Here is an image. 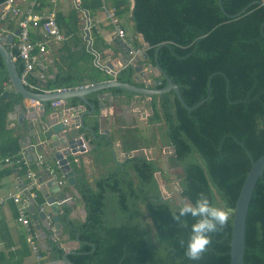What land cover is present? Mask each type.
Instances as JSON below:
<instances>
[{
  "label": "trees",
  "instance_id": "obj_1",
  "mask_svg": "<svg viewBox=\"0 0 264 264\" xmlns=\"http://www.w3.org/2000/svg\"><path fill=\"white\" fill-rule=\"evenodd\" d=\"M4 1L0 0V4ZM251 2L240 15L228 17L218 0H80V8L92 19L100 12L104 14L103 5L113 7L126 32L132 36L141 34L148 43L144 61L158 64L178 85L188 105L203 101L187 109L174 90L151 95L148 124L153 130L148 129L144 135L136 127L118 130L125 153L118 161L113 160L109 140L97 134V123L91 128L93 136L88 128L76 130L93 145L94 164L101 170L91 182L83 165L68 157L86 217L83 221L71 218L72 208H61L63 234L78 241V246L66 253L59 242L50 239L48 255L43 252L46 259L61 260L66 254L74 264H229L235 203L252 162L264 154V0H222L223 9L229 14ZM79 13L74 8V28L63 30L65 24L61 14H57L60 30L74 37L73 42L63 40L58 49L69 55L61 58L66 67L55 64L56 71L49 68L44 80L33 70L28 80L46 89L74 88L113 77L142 85L134 81L132 64L114 75L106 74L102 65L95 64V54L87 49L81 35ZM0 26L9 31L17 28L16 21L10 18L0 21ZM90 34L92 49L100 54L107 45L95 27ZM133 43L141 46L136 37ZM7 48L21 74L22 60L14 48ZM80 63L85 67H78ZM9 83L0 56V133H8V140L0 139L4 157L16 154L20 148L19 137L11 135L10 129L5 130L9 112L23 100L13 90L3 97ZM165 84L166 79L162 78L154 87ZM108 90L114 95H126L129 100L136 94L119 87ZM92 103L97 106L95 98ZM71 104L74 107L81 101L73 98ZM157 145L173 149L165 160L169 169L180 171L177 186L182 197L194 204L198 195L204 193L214 206L230 213L227 226L211 234L212 243L200 260H190L185 255L194 218L182 217L187 226L178 225L172 214H178L183 205L175 204L160 190L156 173H161L162 168L158 158L147 151ZM11 168L15 169L12 165ZM35 200L40 201L39 192ZM181 238L184 247L180 246ZM243 264H264V172L249 203Z\"/></svg>",
  "mask_w": 264,
  "mask_h": 264
},
{
  "label": "crops",
  "instance_id": "obj_2",
  "mask_svg": "<svg viewBox=\"0 0 264 264\" xmlns=\"http://www.w3.org/2000/svg\"><path fill=\"white\" fill-rule=\"evenodd\" d=\"M27 1L28 0H18V3H20L22 6H25L27 4ZM74 8H76L74 6V0L58 1L56 5L57 14L58 13L61 14V18L63 20V23L65 24V27L63 26L61 28L62 30L74 25V18L73 16H71V12H73ZM92 20L95 22L94 26L97 30V33L101 36L103 43L107 45V48H103L101 53L97 54L98 63L102 66L109 65L111 68H113L114 73H108L105 69L104 71L108 75L109 74L114 75L117 71H119L121 68L125 66L127 53L124 51V48L121 46V42L119 41L120 38L115 35L113 28H110L111 26L108 24L107 20L105 19L103 12H100L98 16H94ZM80 23L82 27L81 35H84L85 33L83 31V23L82 22ZM77 24H78L77 27H80L79 23ZM70 28H74V26ZM134 37L138 39L141 45H144L141 34H136L132 36L130 31L127 32V36H126L127 41L133 43ZM65 39H66L65 41L72 40L73 42L74 37L71 34H68L66 35ZM121 41L124 43L123 40ZM62 44H63L62 41L58 43L49 44L50 51L46 55L50 65V67L48 65V69L50 68V70L54 72L57 69L55 64H60L62 65L63 68L66 67L62 64L63 62L61 58L64 57L63 54L64 55H68V54L64 52L63 49L62 51L61 49L58 51V49L60 48V46H62ZM74 44H77V41H75ZM59 52H61L62 54L61 57ZM67 59L69 60V58ZM144 60L142 59L140 62H138V64H143L144 68H147L149 63H146ZM78 67H85V65L84 63H80ZM112 79H114V77ZM150 81L152 82L155 81V79H153V76H149L148 82ZM9 84L6 85V90L8 89ZM108 89L97 91V93L94 94L89 93L87 95V99L90 101L93 107L94 105L92 103V100H94V98L96 99L97 106L94 107V112L92 114H84L83 120H84V125L88 128L86 130L90 134V136L95 135L94 131H91L92 130L91 128L96 123L98 124L97 134H100L103 138L109 140L110 149L111 147L113 148V151L111 150L112 157L114 154V156L116 157L115 161H118V160H122L125 156V153L121 149V140L119 137V132H117L118 130L122 132L123 130L129 127H136L140 130L141 135H144L145 132H148V129L151 132L153 130V126L148 124V116L150 114L148 103L150 101V96L135 94L129 100L126 95L123 94L114 95ZM99 93L105 94V98L101 100L103 104V108L100 107L99 104L100 101V99L98 98ZM73 98L75 97H70L65 101H56L55 105L53 104L54 102H51V104L48 103L47 107L49 108V105L50 107L51 105L55 107L58 112L57 114L58 118L59 120H61L63 116L68 117L70 115L68 110L69 108L73 107L71 104ZM89 109L90 108L87 106L86 110L88 111ZM97 110H98V116L96 117L95 111ZM11 112H9V114ZM9 114L7 116V125L5 130L10 129L11 135L13 136L15 135L19 137L20 148L18 152H20L21 150L26 151V156L30 161V167L35 172L38 178V185L34 187L33 192L35 193V195L37 194V192L40 193V201L35 200L36 199L35 196V198L32 201V204L35 202H39V203L45 202L46 190L43 187V183L49 180V171L47 172L45 165L46 164L52 165V162H56L57 160L54 157L49 156V151L47 149L43 151L41 149L39 150L35 142H33L34 144L33 153H35V155L33 156L32 152L28 151L27 149L31 144L29 142V136L27 135L26 132L23 131V128L20 125H18L17 119L10 118ZM72 129L73 131L77 132L76 130L78 128L77 129L72 128ZM103 130H107V134H104ZM77 135L80 134L77 133ZM0 139L8 140L7 131L6 132L2 131L0 133ZM86 140L90 144L89 151L80 152L77 155L70 154L67 155V157L72 156L76 162H80L85 168L89 181L92 182L99 176L101 169L94 164V162H96L95 156L91 154V151L93 150V145L90 143L89 139ZM2 144H3L2 141H0V148L2 147ZM39 156H41V160L39 159ZM4 158L5 157L2 155L0 150V199L4 200L0 204V264H38V261L35 255L33 254L30 245L27 241L28 236H27L26 228L21 224V222L17 220V211L15 208V204L10 198L11 195L17 194L18 192L23 190V188L29 184V180L26 178L25 173H20V171L17 169L16 170L12 169L11 165L4 161ZM40 179L44 180L43 183H40ZM60 187L62 188L61 193H57L55 194V196L72 197L74 201L67 204L68 207H71L72 211H74L72 214H70V217L78 218L83 221L84 206L82 205L80 200L74 195L71 186L68 185L66 182V184ZM30 226L32 230L38 232L39 234L38 245L44 257V261L48 264L50 260L46 259L47 256L43 252H46V254L48 255L49 240L50 239L53 240L51 238V235L55 231V228L54 231L52 229L46 230L45 227L42 226L41 229L38 230L35 227V223L32 221L31 213H30ZM41 232H45L46 236L42 237ZM56 241L59 242V246L65 252H69L78 246V241L69 240L68 236L63 234V232L60 234V236L56 237Z\"/></svg>",
  "mask_w": 264,
  "mask_h": 264
},
{
  "label": "water",
  "instance_id": "obj_3",
  "mask_svg": "<svg viewBox=\"0 0 264 264\" xmlns=\"http://www.w3.org/2000/svg\"><path fill=\"white\" fill-rule=\"evenodd\" d=\"M253 2L239 10L234 14L227 13L222 6V0H218V4L221 7L224 14L228 17H235L243 13ZM18 29L14 32L9 33L4 39H0V56L2 57L4 64L7 69L10 84L8 89L4 91L3 97H6L9 91L13 90L15 93H20L23 100L14 106V110L9 114L10 118L17 119L18 125L23 128V131L29 136L30 146L27 148L28 151L33 153L34 144L36 143L37 148L40 150L47 149L49 151V156L54 157L60 166V171L64 173L67 184L73 189L74 195L80 200L77 189L75 185L74 172L71 169L67 155L73 154L77 155L81 151H84V147L81 146L84 142L86 144L87 150H90V144L87 142L84 135H77L73 129L65 130V127L61 120L58 118V112L55 107L51 105L48 109L47 104L56 101H65L70 97L78 98L81 104L69 108L68 112L75 113L74 120L79 125V127L87 128L84 125V114H92L94 112V107L87 99L89 93L102 91L112 87H119L125 90L132 91L139 95L151 96L154 94H161L163 92L174 90L179 101L187 108L192 109L198 105V103L190 106L182 98L180 90L177 84H175L164 72V70L157 64H149L147 68H144L143 64H138L142 59H147V54L144 53L142 59L140 57L136 58L137 64H134V81L141 83L142 85H135L128 82H120L116 79L106 80L102 82H97L92 80L87 83V86L82 85V87L69 88L67 90L46 92H37L28 89L21 82L20 74L17 71L14 59L10 51L7 48V44H10L14 37L18 34ZM84 39L87 41L88 50L95 54L94 62L98 64V55L92 49V39L90 37V32L88 29L84 30ZM142 37V35H141ZM143 39V37H142ZM121 46L124 51L127 52L125 44L119 39ZM145 47L148 43L144 42ZM127 63V59L125 64ZM109 66V65H107ZM103 67V66H102ZM106 68V66L104 67ZM149 76H153L154 82H148ZM162 78L166 79V84L162 88H156L154 85H159ZM98 98L100 99V107L103 108L102 99L105 98V94L99 93ZM35 103V104H33ZM90 109L87 111L86 107ZM12 115V116H11ZM104 134H107V130H103ZM32 138V139H31ZM113 151V148L111 147ZM173 150V149H172ZM113 159L116 157L113 154ZM48 172V171H47ZM264 172V154L258 159L252 162L249 171L243 181L241 190L237 197L232 229L230 236V261L229 264H243L244 260V249H245V230H246V219L248 214V208L250 199L257 180L262 176ZM44 180L40 179V183ZM43 187L46 190L45 202L39 203L35 202L29 206V212L31 213L32 221L35 223V227L40 230L42 226L46 230H51V225L49 223V217L53 223L55 231L52 233L51 238L56 241V237L60 236L63 232L62 223L60 221V211L64 205L73 202V198L70 196L58 197L55 196L57 193H61L62 188L57 184V180L52 178L49 173V180L43 183ZM66 199V200H65ZM84 220L86 217V210L84 208ZM74 211H71L72 214ZM41 236L45 237L46 233L41 232ZM68 253V252H66ZM48 264H74L70 259L67 258L66 254L61 260H50Z\"/></svg>",
  "mask_w": 264,
  "mask_h": 264
},
{
  "label": "built area",
  "instance_id": "obj_4",
  "mask_svg": "<svg viewBox=\"0 0 264 264\" xmlns=\"http://www.w3.org/2000/svg\"><path fill=\"white\" fill-rule=\"evenodd\" d=\"M59 0H28L25 6L18 3V0H5L0 4V21H5L7 18L14 19L17 24L18 34L15 36V41H12L7 46L14 48L23 62L22 72L20 74L21 82L25 87L30 90L37 92H52L67 90L69 88H57V89H46L39 86L36 83L30 82L28 80V75L33 71H37V77L40 80H44L49 62L46 55L48 54L49 44L58 43L65 40L66 35L60 30L57 22V10L56 5ZM74 6L82 14L83 31L95 27V22L88 15V13L80 8V0H74ZM104 11L105 19L111 24L113 31L116 36L124 41L127 49V64H137L136 58L140 57L142 59L145 53L144 45L136 46L134 43L127 41V32L124 27L120 24L119 17L115 13L113 7L102 6ZM12 31L8 30L6 26H0V39H4L8 33ZM13 59L15 57L12 56ZM106 66V68H104ZM103 68L108 73H114L113 68L104 65ZM84 86H87L85 84ZM82 87V86H79ZM55 105V102L53 103ZM75 113L71 112L68 117L63 116L61 122L63 123L65 130L67 129H77L79 125L74 120ZM85 152L87 150L86 144L83 142L82 145ZM143 152L144 149H142ZM41 160V156H39ZM6 163L14 166L17 170L24 169L26 178L29 180V184L23 188L17 194L10 196L17 211V220L26 228L27 231V241L30 248L35 255L38 264H47L44 261V257L40 251L38 245L39 234L38 232L31 229L30 226V212L29 206L32 204L35 198V193L33 189L38 185V178L35 172L30 167V161L26 156V151L21 150L20 152L6 156L4 158ZM47 171H49L52 178L57 180L59 186L66 184L67 180L60 171V166L58 161L52 164L45 165ZM66 200V199H65ZM0 199V204L3 202ZM51 229L54 231V226L49 217V223Z\"/></svg>",
  "mask_w": 264,
  "mask_h": 264
},
{
  "label": "clouds",
  "instance_id": "obj_5",
  "mask_svg": "<svg viewBox=\"0 0 264 264\" xmlns=\"http://www.w3.org/2000/svg\"><path fill=\"white\" fill-rule=\"evenodd\" d=\"M173 219L178 225L187 226L182 217L191 216L195 222L191 225V234L187 241L185 255L190 260H200L208 251L212 243V235L222 231L228 224L230 213L226 209L214 206L209 198L200 193L195 203L185 202L179 212L173 213ZM180 246H185V241L179 240Z\"/></svg>",
  "mask_w": 264,
  "mask_h": 264
},
{
  "label": "rangeland",
  "instance_id": "obj_6",
  "mask_svg": "<svg viewBox=\"0 0 264 264\" xmlns=\"http://www.w3.org/2000/svg\"><path fill=\"white\" fill-rule=\"evenodd\" d=\"M78 15H81L80 13ZM82 20V15L80 17ZM126 25L129 22L125 20ZM163 149V150H162ZM145 151V150H144ZM150 156L158 158L159 165L162 168L161 173H156V178L160 187L161 192L166 196L171 198V200L179 205H183L185 202H189L186 198L180 195V189L177 186L179 170L169 169L166 164L165 157L171 153L169 148H161L160 146H154L151 149H147ZM146 152V151H145Z\"/></svg>",
  "mask_w": 264,
  "mask_h": 264
},
{
  "label": "flooded vegetation",
  "instance_id": "obj_7",
  "mask_svg": "<svg viewBox=\"0 0 264 264\" xmlns=\"http://www.w3.org/2000/svg\"><path fill=\"white\" fill-rule=\"evenodd\" d=\"M152 82V81H151ZM172 150V149H171Z\"/></svg>",
  "mask_w": 264,
  "mask_h": 264
}]
</instances>
